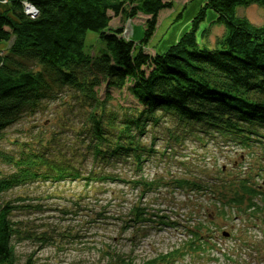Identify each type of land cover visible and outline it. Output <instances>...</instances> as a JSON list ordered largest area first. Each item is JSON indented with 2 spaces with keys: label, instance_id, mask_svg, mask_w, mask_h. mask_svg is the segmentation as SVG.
Here are the masks:
<instances>
[{
  "label": "trees",
  "instance_id": "16d2710c",
  "mask_svg": "<svg viewBox=\"0 0 264 264\" xmlns=\"http://www.w3.org/2000/svg\"><path fill=\"white\" fill-rule=\"evenodd\" d=\"M24 1L38 10L35 17L25 16ZM8 2V8L0 11V42H10L0 52V139L7 127L35 112L44 101L58 99L63 89L83 105L87 134L82 140L84 150L78 154L83 167L59 159L56 152H26L14 157L0 151V162L12 168V173L0 176V195L36 182L78 180L89 187L94 182H124L116 171L106 173L104 169L118 164L142 171L157 153L154 144H146L144 138L167 116L175 119L178 129L218 133L242 149L264 144V25L255 26L237 15L239 7H264V0H204L188 30L155 54L145 47L154 37L159 12L171 9L172 0ZM206 10L216 15L215 24L225 30L213 46L207 43L208 32L200 30ZM138 15L147 17L138 42L125 39L122 28H110L113 18L128 20ZM87 32L96 33L102 42L98 54L84 49ZM112 89H126L132 105L118 111L106 107ZM195 174L176 180L177 188L211 192L209 200L218 216L232 219L238 213L255 211L254 201L261 194L249 174L234 179L222 172L214 185L204 181L209 177L204 170ZM21 207L25 206L0 204V263L16 264L14 245L23 239V232L9 214ZM205 208L201 220L212 215ZM154 217L158 218L146 214L143 206H134L129 217L121 219V230L130 233L128 241L142 239L150 232L149 223H166L162 217ZM201 220L192 218L182 226L187 249L195 253L204 250L211 238L212 221ZM24 235L29 238L27 232ZM113 241L115 245L106 252L110 264H158L173 256L169 253L166 258L140 262L132 250L121 251ZM25 264L33 263L29 258Z\"/></svg>",
  "mask_w": 264,
  "mask_h": 264
},
{
  "label": "rangeland",
  "instance_id": "374dc122",
  "mask_svg": "<svg viewBox=\"0 0 264 264\" xmlns=\"http://www.w3.org/2000/svg\"><path fill=\"white\" fill-rule=\"evenodd\" d=\"M172 2L171 9L158 14L154 37L145 47L150 54L162 53L173 45L188 30L190 21L204 4V0ZM8 4V0H0L3 10ZM179 13L182 15L176 20ZM237 15L255 26L264 25V7L257 4L239 7ZM146 18L144 15L128 20L113 18L110 28H122L125 39L138 42L143 37ZM215 18L211 10H206V20L200 26L201 32H208L207 43L211 46L225 31L223 26L215 24ZM9 46L10 42H6V50ZM101 47L98 35L87 32L84 49L98 54ZM61 92L58 99L44 101L35 112L23 115L7 127L0 139V151L14 157L26 152L39 151L44 155L56 152L59 159L83 167L84 162L78 154L84 150L82 140L87 134L84 129L87 114L83 105L69 96V91L63 89ZM110 94L112 99L106 102L109 109L118 111L132 105L126 89H112ZM178 126L175 119L167 116L157 127H152L144 142L154 144L157 153L142 171L132 165L118 164L104 169L106 173L116 171L124 182H94L90 187L78 180L36 182L2 193L1 205L25 206L9 214V219L23 232L20 235L23 239L14 245L16 264H25L29 258L33 264H110V255L106 252L115 245L113 239L121 251L129 253L132 250L140 262L158 256L166 258L171 253L172 257L157 263L264 264V144L242 149L218 133H190V129L187 132ZM199 170L209 174L204 180L209 185L216 184L222 172L234 179L249 174L251 184L256 185L261 194L254 201L255 211L225 218L216 214L217 209L213 211L214 204L209 200L211 192L193 193L188 188L179 191L176 180L194 178ZM10 173L11 166L0 162V176ZM17 199L24 201L17 202ZM140 205L146 214L162 217L166 223H149L151 229L147 236L128 241L130 233L121 230V219L126 220L134 206ZM199 205L208 206L212 215L201 220L206 208L201 211L203 206ZM192 218L204 223L212 221L211 238L205 249L196 253L187 249L182 231V226Z\"/></svg>",
  "mask_w": 264,
  "mask_h": 264
},
{
  "label": "built area",
  "instance_id": "2783aa9c",
  "mask_svg": "<svg viewBox=\"0 0 264 264\" xmlns=\"http://www.w3.org/2000/svg\"><path fill=\"white\" fill-rule=\"evenodd\" d=\"M23 6H24L23 12H24L25 16L27 15V16H30L31 18H33L37 15L38 10L31 3L24 2Z\"/></svg>",
  "mask_w": 264,
  "mask_h": 264
},
{
  "label": "crops",
  "instance_id": "0c3cea01",
  "mask_svg": "<svg viewBox=\"0 0 264 264\" xmlns=\"http://www.w3.org/2000/svg\"><path fill=\"white\" fill-rule=\"evenodd\" d=\"M4 8L0 6V11ZM6 51V42H0V52Z\"/></svg>",
  "mask_w": 264,
  "mask_h": 264
}]
</instances>
